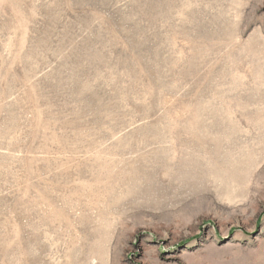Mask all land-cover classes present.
<instances>
[{
  "label": "rangeland",
  "instance_id": "1",
  "mask_svg": "<svg viewBox=\"0 0 264 264\" xmlns=\"http://www.w3.org/2000/svg\"><path fill=\"white\" fill-rule=\"evenodd\" d=\"M0 264H264V0H0Z\"/></svg>",
  "mask_w": 264,
  "mask_h": 264
}]
</instances>
